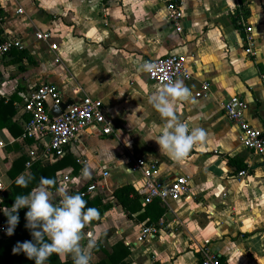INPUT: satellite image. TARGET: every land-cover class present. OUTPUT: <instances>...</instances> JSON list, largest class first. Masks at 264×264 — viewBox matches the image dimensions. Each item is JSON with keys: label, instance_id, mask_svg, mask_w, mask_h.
<instances>
[{"label": "crops", "instance_id": "1", "mask_svg": "<svg viewBox=\"0 0 264 264\" xmlns=\"http://www.w3.org/2000/svg\"><path fill=\"white\" fill-rule=\"evenodd\" d=\"M181 1L183 30L177 33L163 0H0V41L12 36L22 43L0 68L1 201L13 195L22 174L33 178L28 193L42 177L55 181L53 191L71 194L97 183L84 198L99 213L83 229L82 246L95 242L90 264H199V247L217 254L221 264H264V155L242 146L239 127L221 107L231 96L241 97L247 123L264 133L258 67L264 70V0ZM240 18L252 27L254 55L245 53ZM37 31L49 33L50 41L36 40ZM169 55L185 56L191 74L190 80L177 79L191 96L177 102L176 115L190 130L206 133L179 161L153 140L164 120L149 99L160 86L140 70ZM202 83L209 85L206 99L195 97ZM42 84L57 87L64 102L99 100L113 133L91 127L63 158L46 154L47 138L23 137L30 116L21 110L23 96ZM138 156L155 161L165 182L178 174L191 178L188 197L160 202L166 213L157 223L144 217L140 198L125 208L112 195L126 185L135 192L140 187V176L129 171V160ZM34 166L39 173H31ZM242 170L248 175L239 178ZM104 171L109 175L101 179ZM65 175L69 180L60 184ZM152 225L157 232L140 242L142 230ZM53 255L73 261L70 254Z\"/></svg>", "mask_w": 264, "mask_h": 264}, {"label": "built area", "instance_id": "2", "mask_svg": "<svg viewBox=\"0 0 264 264\" xmlns=\"http://www.w3.org/2000/svg\"><path fill=\"white\" fill-rule=\"evenodd\" d=\"M167 19L173 25L177 33L182 32L183 18L181 0H163ZM22 13V10H17ZM0 17V25H1ZM239 25L244 27L243 43L246 45L245 53L254 55L252 27L246 26L245 20L240 18ZM34 37L38 41L49 42L51 35L46 32H36ZM22 48L20 40L6 36L0 41V68L5 57L14 49ZM56 46L50 45L54 50ZM148 62L157 65L154 72H144L148 82L162 87L169 81H177L178 78L190 80L191 74L187 66V60L182 55H169L157 58ZM209 92V85L202 83L195 97L206 99ZM2 99V85L0 83V100ZM23 105L21 110L29 114L30 119L24 127V138H33L40 140L47 138L46 154L55 159H61L67 153L69 147L78 142L80 135L91 127H99L102 134L111 135L113 127L110 120L106 118L102 104L99 100L84 96L80 101L71 103L59 116L53 117L51 110L59 107L64 100L57 87L51 84H42L34 90L23 96ZM222 111L228 120L237 124L240 130V140L242 146L253 153L264 155V133L251 127L245 119L246 104L245 101L237 96H231L222 104ZM77 163H81L77 160ZM129 171L137 174L141 178V185L136 192L143 205L150 204L154 200L161 203L178 202L189 196L191 192V178L185 174H178L173 180L165 182L161 178L159 167L155 161L147 160L142 156L133 157L129 160ZM109 173L104 171L101 179L107 178ZM239 178L246 177L248 170H242L237 173ZM69 180L68 176L59 177L58 182L65 184ZM105 189L106 186H105ZM3 190L0 181V191ZM97 190V183L93 182L86 186L78 194L83 198H90ZM1 202V197H0ZM8 224L0 222V237H9L7 235ZM157 232L155 226L145 227L139 241H144L148 236H153ZM205 244H207L205 242ZM200 255L199 264H221L217 254L207 251L203 247L197 248Z\"/></svg>", "mask_w": 264, "mask_h": 264}, {"label": "clouds", "instance_id": "3", "mask_svg": "<svg viewBox=\"0 0 264 264\" xmlns=\"http://www.w3.org/2000/svg\"><path fill=\"white\" fill-rule=\"evenodd\" d=\"M140 70L151 73L157 70V65L146 61ZM190 96V90L183 81L177 80L165 83L149 99L164 120L161 134L153 140L159 145L161 153L176 161L185 158L192 147L206 137L202 128L190 130L176 115L177 102L187 101ZM83 176H90L87 168L83 170ZM32 179L22 174L16 184L27 187ZM54 185V180L42 177L28 194L17 195L11 208L3 209L8 218L7 235L11 236L19 223V210L28 208L25 227L30 230L32 240L17 242L13 254L23 252L35 264H46L54 253L60 256L70 254L74 264H90V249L95 242L89 241L86 247L82 246L83 229L99 213L94 208L86 207L87 202L82 195L71 194L62 188L53 191Z\"/></svg>", "mask_w": 264, "mask_h": 264}, {"label": "trees", "instance_id": "4", "mask_svg": "<svg viewBox=\"0 0 264 264\" xmlns=\"http://www.w3.org/2000/svg\"><path fill=\"white\" fill-rule=\"evenodd\" d=\"M242 16L245 13L242 12ZM246 18V16H245ZM233 21L236 23V20L233 18ZM239 31H241V27L237 25ZM260 70V74L264 79V70L261 66H258ZM231 163V161H229ZM241 169V168H240ZM39 168L34 166L31 170V173L36 172L39 173ZM50 170L44 171V174L48 175ZM26 187H20L17 184L15 185L14 193L12 196H4L2 201L0 202V220L1 224H8L7 216L1 211L2 208H11L14 203V199L17 195L27 194L28 191H24ZM113 197L116 198L119 203L126 208L131 202H137L139 200V196L135 190L129 186H123L113 191ZM132 195V199L129 196ZM144 217H146L149 223H157L166 213V208L160 204V201L154 200L150 204L144 205ZM28 211L27 208H22L19 210V223L14 230V234L9 237H0V264H35L34 260H29L23 252L19 254H13V247L17 244V242H24L28 240H32L31 232L26 225L25 214ZM200 260V255H197ZM48 264H74L71 262H61L56 259V257L52 254L51 257L47 260Z\"/></svg>", "mask_w": 264, "mask_h": 264}, {"label": "water", "instance_id": "5", "mask_svg": "<svg viewBox=\"0 0 264 264\" xmlns=\"http://www.w3.org/2000/svg\"><path fill=\"white\" fill-rule=\"evenodd\" d=\"M71 103H72V102L68 101V102H64V103H62L59 107H54V108L51 110V115H52L53 117H55V116H59L63 110H65L68 106L71 105Z\"/></svg>", "mask_w": 264, "mask_h": 264}]
</instances>
